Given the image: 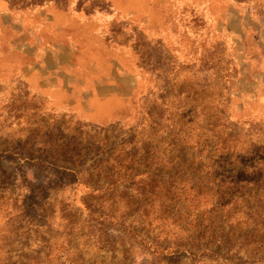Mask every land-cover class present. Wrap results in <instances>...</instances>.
Here are the masks:
<instances>
[{"label": "rangeland", "instance_id": "374dc122", "mask_svg": "<svg viewBox=\"0 0 264 264\" xmlns=\"http://www.w3.org/2000/svg\"><path fill=\"white\" fill-rule=\"evenodd\" d=\"M0 264H264V0H0Z\"/></svg>", "mask_w": 264, "mask_h": 264}]
</instances>
